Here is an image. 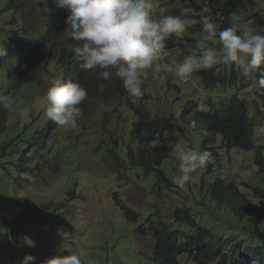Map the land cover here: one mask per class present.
Returning <instances> with one entry per match:
<instances>
[{"label":"clouds","instance_id":"obj_1","mask_svg":"<svg viewBox=\"0 0 264 264\" xmlns=\"http://www.w3.org/2000/svg\"><path fill=\"white\" fill-rule=\"evenodd\" d=\"M51 1H35L42 3L48 12L47 20L40 21L38 29L33 25L25 28L24 15L18 16L16 12L13 23L17 27L13 33L7 39L0 35V71H3L5 80L9 76L18 82L28 74L31 76L23 85L36 88L45 80L48 81L42 109L49 120L61 127L75 128L83 115L82 109L97 99L103 107L100 113L109 110L106 117L112 113L111 110L118 108H122V112L135 114L133 121L118 116V125L125 123L123 118L132 128L145 121L158 131L167 133L163 129L162 116L148 103L151 96L142 78L148 71L153 76L168 71L174 74L176 87H187L184 91L180 90L181 104L178 105L177 99H174L172 107L179 113L175 119L180 121L191 142L181 150H172L170 137L169 143L164 144L168 146L169 153L173 151L178 159V174L173 177L172 183L180 189L189 188L193 192L196 199L193 202L201 206L205 219L214 216L215 212L223 213L219 214L221 220H216L215 225L225 227H213L207 234L201 235L198 242L178 252L176 247L188 238L179 228L181 222L175 211L164 214L158 205L153 208V212H157L147 216L117 198L126 219L135 221L137 243L142 237L154 241L150 245L152 253H142L147 258V264H181L185 258L188 264H224L221 257L204 256L205 247L211 241L221 242L224 254L232 253V249L237 252L248 249L255 251L248 257L249 264L259 263L260 258H264V236L259 235V232L264 234V229L261 231L256 228V233H252L257 242H251L247 233L253 227L248 206L264 204V0H54L58 8L68 13L66 25L55 39L56 53L47 59L42 57L43 45L38 48L37 44L39 41L44 43L49 37L47 24L50 13L47 5ZM156 12L162 16H157ZM191 25L193 31L189 33ZM64 33L67 37L62 40ZM173 37L177 41L181 40V46L187 48L189 53L181 62L170 67L171 49L175 48ZM68 43L73 53L67 48L64 50L63 46ZM96 69L100 70V79L111 83L104 98L98 96L95 84L86 82V71ZM80 70H84L81 75ZM67 72L73 73V81L65 82ZM120 81L130 97L120 98ZM1 84L8 85L5 81ZM229 89L233 90L232 95L223 97L222 94H226ZM131 97L134 98L133 104ZM14 99L15 90L0 94V109H10ZM117 147L115 144L114 150ZM109 155L116 156L112 152ZM249 158L257 168L251 179L238 180L225 172L230 164L239 166ZM165 160L160 161V169H164L162 163ZM210 163L211 178L217 177L223 189L235 195L236 201L238 196L240 209L246 207L247 212L241 211L239 219H235L228 209L224 210L215 200L210 202L209 207L206 206L207 210L204 209L205 199L210 196L199 192L198 182L201 178L196 173L202 170L204 174L206 171L203 167ZM128 164L130 166L125 168H135V181L138 176L141 178V171H144L145 176L152 173L158 179L155 166ZM17 171L19 173L20 170ZM193 173L199 180H193L194 187L191 189L185 185L192 181ZM28 175L20 178L19 186L30 192L26 183L32 181ZM37 180L34 178V182ZM156 189L160 190L157 186ZM32 207L37 206L19 210L13 207L5 212L10 210L20 215L21 211H26L29 215ZM37 212L41 217L43 213L40 209ZM44 212L50 214L51 210L45 209ZM232 217L234 220L231 221ZM140 219L143 220L139 224ZM0 222H3L1 216ZM79 224L75 227L76 235L82 237V224ZM0 230V249L9 247L8 253L17 255L16 249L22 243L13 249L6 236L3 237L6 228L0 225ZM197 231L198 228L195 236ZM161 232L176 237L177 241L164 243V240H159ZM210 233H213V239L209 238ZM19 236L13 237L23 240L24 233L22 235L20 232ZM70 238L71 234L67 231L66 242ZM99 246L105 247L95 243L90 248L95 251L94 247ZM65 250L67 254L58 251L42 260L41 264H83L78 252ZM257 251L263 254L254 255ZM105 256L96 259L95 263L112 264L113 260ZM15 259L5 260L0 256V264H15ZM35 262L36 257L27 254L20 264Z\"/></svg>","mask_w":264,"mask_h":264},{"label":"rangeland","instance_id":"obj_2","mask_svg":"<svg viewBox=\"0 0 264 264\" xmlns=\"http://www.w3.org/2000/svg\"><path fill=\"white\" fill-rule=\"evenodd\" d=\"M35 1L0 0V35L3 38L7 39L17 27L13 23V19L17 15L16 12H18V16L24 15L25 28L33 25L38 29V23L47 20L48 12L44 10L43 4L40 3L41 0H38L40 1L38 3ZM19 5L20 7L17 10ZM157 16L162 15L157 13ZM192 31L193 26L191 25L189 33ZM26 36H29V33H26ZM66 37L67 34L64 33L62 40ZM173 43H175V48L171 49L170 67H174L176 63L181 62L189 53L187 48L181 46V40L177 41L173 37ZM99 72V69L86 71V82L95 84L98 87V96L104 98L111 88V83L108 82L109 80L100 79ZM142 79L145 83V89L151 96L148 103L151 107L157 109L162 116L163 129L170 137L172 150L186 148L191 141L181 127L180 121L175 119L179 116V113L175 111V107H172V101L177 99V104L180 105V90L184 91L183 89L187 87H176L175 76L168 71H162L157 76H153L151 71H148ZM47 85L48 81L45 80L37 88L26 85L22 89L21 92L32 95L24 96V99H26L24 105L26 109L22 111L24 118L33 119V113L28 103L31 107L34 106L38 110L42 109ZM36 91L38 92L33 95ZM232 91V89H229L226 94H222L223 97H230ZM1 92L0 83V94ZM3 94L7 93L3 92ZM14 102L17 103L11 106V110L18 112L17 108L20 103L16 99ZM102 108L101 103L94 99L82 109L83 115L79 118L75 128L70 129L59 126L54 132L49 133V136L54 137L55 144L50 149L54 154L50 153L47 157L41 158L45 162L42 176L46 177L47 181L43 184L40 180L34 182V179L30 178L32 182L26 183L31 190L30 192L21 189L19 186L23 173H17L16 170L19 168L17 165L16 167L13 165L14 161L20 160V155L25 150L24 148L28 146V143L20 142L17 148V145H10L12 141L9 146L2 143L11 139L8 132L13 136H17V138L28 137L32 135L35 128L39 129L50 120L44 114L38 116L33 124L29 120L18 122L15 118L10 120L11 125L7 135H5L6 139L0 132V216L4 215L6 209H10L11 202L12 204L15 203L16 197L14 194L29 203L44 207V209H40L41 213H44L48 207L47 205L51 202L55 205L59 202L65 203L64 207L61 208L62 210L56 209L53 211V207L49 206L46 210H51L52 217L50 219L41 220V223L32 222L29 227H26L22 245L16 249L18 256L9 254V247L0 249V256L3 259L14 261L13 258L16 257L15 261L17 263L15 264H20L25 255L31 254L36 257L35 264H41L42 260L55 255L58 251L67 254L65 249H68L69 251L78 252L83 264H98L95 263L96 259L105 255H107L105 257H110L113 260L112 264H147V258L142 253H149L150 255L153 251L150 245L154 241L142 237L139 244L137 243L134 233L135 225L133 224L135 221L130 220L131 223L126 219L122 213L121 205L117 203L116 199L121 198L130 206L133 205L132 207L135 210L147 216L155 214L157 211L153 212V208L158 205L163 209L164 214L169 212L172 214L179 204L196 200L189 188L180 189L176 187L173 190L168 187L166 190L164 188L161 190L156 189L158 179L152 173L145 176L144 171H141L139 172L141 178L138 176L135 181L133 177L135 176L134 167L129 168L131 171H128L129 169L125 167H129L130 164L125 166L116 156L103 157L101 151L103 146L107 144L105 140L109 138L108 135H111L110 130H112L113 135L117 131L116 137L125 136L126 129L130 126V123L126 122L124 118L122 121L125 123L118 125V116H121V118L125 116L129 121H133L135 114L129 111L122 112V108H118L117 110H111L112 113L108 117L100 118L99 114ZM26 123L30 125V129L24 131ZM158 140L162 141L163 139L159 137ZM195 146H198V144H195ZM168 159L162 163V166L167 170L172 180L178 174V159L176 160L173 151L169 153ZM240 164L242 166L230 164L226 167L225 172L238 180L251 179L257 170L252 159L244 160ZM161 184L166 186L163 180ZM14 208L19 210L22 207L18 205ZM29 208L30 206L27 207V209ZM204 209L207 210V207L204 206ZM8 213L12 212L9 210ZM219 214L222 215L223 213ZM38 215V212H35L30 217L37 218ZM141 220L143 219L138 221L139 224ZM79 223L82 224V237L76 235L77 230H75V227ZM14 227H21V225L17 223ZM2 231L4 232V230ZM7 231L8 228L3 237L6 236ZM67 231L70 232L71 238L66 242L65 235ZM237 233L239 232L237 231ZM19 234L20 232L16 234V237L20 238ZM259 235L264 236L262 232H259ZM95 243H101L105 247H94V251L90 247ZM181 264H188L186 258L182 260Z\"/></svg>","mask_w":264,"mask_h":264},{"label":"trees","instance_id":"obj_3","mask_svg":"<svg viewBox=\"0 0 264 264\" xmlns=\"http://www.w3.org/2000/svg\"><path fill=\"white\" fill-rule=\"evenodd\" d=\"M48 11L50 13V19L47 24L49 31H48V39L43 41L38 42V48L42 47V57H46L47 59L51 58L52 56L55 55L57 47L55 44V39L58 36V34L63 31L62 28L66 25L65 21L67 18L66 13H68L66 10L63 11V9H60L56 6L54 3V0L50 2L49 5H47ZM64 50L67 48L70 52L71 50V44H66L63 46ZM73 53V52H72ZM77 68V67H76ZM1 70V68H0ZM84 72V70L79 71V75H81ZM2 74V76H1ZM31 75H24L23 77L20 78V81L17 82L16 78L13 77H6V80L3 76V71H0V83L5 81L7 82V85L1 84V94L8 93L10 90H15V99L20 103L18 105V112H13V110L8 109V110H3L0 109V132L2 135H7V132L9 130V127L11 125L10 120H18L20 122L21 120H29L31 121V124L35 121V119L39 116H42L44 114L43 109L38 110L30 106L28 103V106L31 110L32 117L33 119L29 118H24L22 116V111L26 109L25 101L24 99L25 95H30V94H25V92H21L22 89L24 88L25 85H23V82L27 80ZM76 78L77 75L75 74ZM74 80V75L73 73H66V80L65 82L68 81H73ZM120 87L121 89L118 90L120 93V98L125 99L130 96H128L127 92L124 90V87L120 81ZM32 96V95H30ZM41 97V96H40ZM14 99V100H15ZM131 103L133 102V97H131ZM17 102H14L13 104H16ZM133 104V103H132ZM105 110V109H104ZM17 113L16 115H14ZM109 114V110L100 113V117H106ZM121 119V118H120ZM134 127L132 128V125L129 126L126 129V135H121L119 137H116L117 131L114 133L110 131L111 135H108L109 138L105 141H107V144L103 146V149L101 151V155L103 157L109 156V154L112 152L116 154L117 158L119 159L120 162L124 164H128L131 162L134 166H144V167H154L157 170V176H158V183L157 187L161 190L164 188L166 190L168 187L172 188L175 190L176 185L172 183V180L170 176L167 173L166 169H160V161L161 160H168V155H169V148L168 146L164 145L169 143V135L158 131V129L151 127L148 123L145 121L141 125H133ZM59 125H57L53 121H49L46 123L44 126L40 127L39 129H34L33 133L31 136L24 137V138H17V136H13V134H9L11 139L5 140L2 144H7L9 146L10 142L12 143L10 145H17L19 147V143H28V146L24 148L25 150L21 153L20 155V160L14 161L13 165L20 169L19 172L23 173V176H26V174H30V178H37L43 184L47 181L46 177L42 176V173L44 171V165L45 162L44 160H41L43 157H47L50 153L54 154L50 149L53 147L55 142L53 141L54 137L49 136V133L56 128H58ZM30 129V125L26 123L24 127V131ZM159 137H161L163 140L159 141ZM6 139V137H5ZM155 141V143H153ZM17 142V143H16ZM115 144L118 145L116 150H114ZM127 144V146L125 145ZM7 149V148H6ZM17 151V150H16ZM55 152V151H54ZM211 168L212 164H208L203 169H205V173L202 174V170L198 171L196 174L200 179L198 182V190L200 193H203L204 195H208L210 197L205 199V206L209 207L210 202L213 200L217 201L221 207L225 210L228 209L231 213V215L235 219H239L241 217V211L247 212L245 209V206H242L240 209V204H239V199L237 196V201L234 199L235 195H231L229 191H226L222 187V183L220 182L217 177L211 178ZM17 169V170H19ZM16 170V169H15ZM16 170V172H18ZM214 170V169H213ZM195 173H193V179L190 183L186 184L185 187H190L191 189L194 187L192 185L193 180H199L197 178ZM164 181L166 183V186H163L161 184V181ZM78 182V181H77ZM75 190V189H74ZM16 201L13 203L10 207H17L18 205L20 207H29V206H36L32 203H29L28 201L22 199V198H17V195H15ZM51 202V201H50ZM65 203L59 202L55 205V203H50L47 205L53 209H61L64 207ZM44 206V205H42ZM56 207V208H55ZM46 208V209H47ZM39 209H43L39 206L34 207L30 214L26 211H21L20 216L17 213H8L4 212V215L1 216L3 222H0V225L5 227L6 229L9 228L11 231L9 234L6 233V238L9 240L13 246V249L18 247V243H22L23 240H18L16 237H13L20 231L23 235L24 230H26V227H29L32 222L36 223H41L42 219L47 220L49 217H52L51 214L48 212H44L41 217L37 218H24L28 216H32L35 212H37ZM249 214L251 215L250 219L253 221L251 227V231L247 233L249 237H251V242H257L255 239V236L252 233H256V228L261 229V231L264 229V204L263 206H253L249 205ZM175 213L179 215L180 218V225L179 228L181 231H184L186 237L188 240L182 241L180 246H177L176 249L178 252L184 250L187 248V246L196 243L199 241V238H201V235L204 233L207 234L209 230H211L213 227H222L223 225L217 224L215 225L216 220H221L219 217V213L215 212L214 216H208L205 219V213L201 209V206L198 204V202H190V203H182L179 204L176 209ZM27 215V216H25ZM232 217L231 221L234 220ZM25 219V220H24ZM22 224V228L14 227V224L18 222ZM210 221V222H209ZM237 222V221H236ZM242 224V223H241ZM261 226V227H260ZM225 227V226H223ZM185 228H188V230H184ZM196 228H198L197 235L195 236V231ZM175 233H178L175 232ZM161 234V235H160ZM159 234V240H164V243H169V242H176L177 239L176 237H169L166 235H163V232ZM213 233H210L209 238L213 239ZM264 242V240H263ZM221 242H216V241H211L208 242L207 246L205 247L204 251V256L207 258H215V257H221L223 258L224 264H249V256L252 255L255 251H251L250 249L244 250V251H239L232 249V253L229 254H224V247L223 245H220ZM257 254L254 255H262L261 251H257ZM257 264H264V258H260L259 263Z\"/></svg>","mask_w":264,"mask_h":264}]
</instances>
